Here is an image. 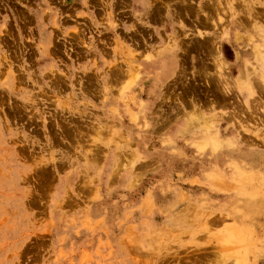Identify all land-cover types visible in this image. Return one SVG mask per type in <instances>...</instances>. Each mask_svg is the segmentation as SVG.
Here are the masks:
<instances>
[{
    "label": "rangeland",
    "instance_id": "rangeland-1",
    "mask_svg": "<svg viewBox=\"0 0 264 264\" xmlns=\"http://www.w3.org/2000/svg\"><path fill=\"white\" fill-rule=\"evenodd\" d=\"M155 1L0 0V264H264V88L214 149L187 126L206 48L144 64L174 30L212 36L194 14L215 0ZM242 1L219 23L232 77L264 52V0L252 22Z\"/></svg>",
    "mask_w": 264,
    "mask_h": 264
},
{
    "label": "bare ground",
    "instance_id": "bare-ground-1",
    "mask_svg": "<svg viewBox=\"0 0 264 264\" xmlns=\"http://www.w3.org/2000/svg\"><path fill=\"white\" fill-rule=\"evenodd\" d=\"M233 1L234 0H225V6H226L225 7V6L221 5L222 0H215L214 2L209 4V5H212V8L210 7V10H209L208 5H204V4L198 5L196 8L197 14H194V15H196L195 16L196 18L195 17L194 18H195L197 24L200 26L210 25V27L212 29V32H211L212 36H210V37L205 36L204 32H201L202 29L197 28L196 40L194 42H189V40H188L189 43H185L183 39H180L179 41H175V40H177V38L182 34H184V36H189L190 33H187V32L184 33L183 30L179 29V31H180V34H179L178 31L174 30L175 32L173 31V36H169V38H168L169 40L164 44L162 43L161 49L154 51L152 53L153 55H150L149 57L145 58V64H144L145 66H147L149 64L150 65H158V63H160V66L162 65V67H164L163 68V78H165V76L168 75L169 73H171V72L173 73L174 69L180 67L179 59H178V51H180L182 53H186L189 51H194V48H199L201 50V53L203 54L205 52V48H206L205 53L209 57L211 56V58H212L211 62H212L214 70L213 71H211V70L207 71L208 67L206 66V67H203L199 73L195 74V72L194 73L192 72L193 74H192L191 79L195 80L196 81L195 83L198 84L199 82L197 81V79L199 78L200 81H203V83L200 84V88L198 91H190L192 98L193 97L195 98V99L193 98V100H195V102L194 101H193V103L191 102V106H192L191 109L192 110H191V112H188V113H190L189 116H190L191 122H189V123L187 122V126L195 124L197 129L200 131L202 138H206L208 140V142H210L211 145H213L215 147L214 149H216L217 147H219V145H221L222 142H220L219 140L222 141L223 131L229 132L230 130H234V125H229V126L227 125V128H225L222 131L221 125L223 124V122H226V120H228V119H230V120H235V118L237 119V117L241 115L240 113H242L244 111V109L242 107L240 108V104L238 102H236L238 100V97H241L243 95H246L247 97L252 96L254 94L253 88L254 89L257 88L256 86H258V85H261L258 87V90L260 87L264 88V52H262V51L260 52V50H259L256 54L254 51V53L257 55V56H255L253 54L256 57V60H255L256 65L254 64V65H251L248 67L246 66V67H242V68L239 67L236 70L237 75L235 77H232V72L229 71L230 69H228V67H226V61L223 58L222 49L224 46V40H226L227 43H230V39L228 36V34H229L228 29L229 28H223V27H221L222 24H219V23L223 20L222 19L223 15H225L226 13H228L230 18H232V17L234 18V16L238 14L237 10L234 9ZM251 1L252 0H248L246 2L242 1V2H245V3H243L244 7H245V15H246L245 18L249 19L252 22L254 20V18L257 19V16L259 14H255V15L253 14L254 11H253L252 5L254 4L253 3L254 1H252L253 4L251 3ZM257 1H259V0H257ZM181 2L184 3L182 5L184 6V10L186 9V12L189 9L193 10V7L190 6L188 3H186L185 0H181ZM156 5L157 4H156L155 0H145L144 3L138 4V6L140 7V10H141V16L145 17L146 19H149L150 17H152V15L154 14V12L157 9ZM224 7L227 8V11L224 10ZM204 8H206V9H204ZM263 13H262V15H263ZM202 14L204 17H202ZM186 16H187V14H186ZM214 21L217 23H215ZM180 22L181 21H179V23ZM231 24H232V21L230 20L227 25L229 26ZM239 24L241 25L240 21H239ZM257 24L258 23H254V25H249V26H253V27L256 26L257 27ZM217 25L219 27H221L220 30H219V27H218V29L215 28ZM227 25H225V27ZM181 26H182V24H181ZM205 26H203V27H205ZM257 31L259 33H264L263 29L257 30ZM240 37H242V35L240 34L239 31H237L235 33V39L236 40L240 39ZM172 38H174V39H172ZM183 45H184V48H183ZM127 52H128V54L130 53L129 51H127ZM130 55H131V53H130ZM253 55L251 54L252 57H253ZM127 66H128V63H127ZM117 70H119L121 75L125 71H127L125 69L123 71L121 67H118ZM194 71H195V69H194ZM196 72H197V70H196ZM133 80L134 79L132 77V74L129 73V81L123 80V81H121L120 84L128 86L131 83V81H133ZM107 87H108V85L104 86L103 90L107 89ZM130 87H132V85H130L129 88ZM255 90H257V89H255ZM244 91H246V93ZM260 91L261 90H259V92ZM255 92H257V91H255ZM261 92L263 94L264 90H262ZM262 94H258V96L262 95ZM229 98H231L232 101L231 100L229 101L228 100ZM226 99L229 102H227ZM248 99L249 98H247L245 100L242 99V103L245 106V114L248 111L250 114L248 116L250 118L251 115L255 113V110L253 109V106L251 105L252 103L250 102V104H249ZM256 102H258V101H256ZM208 103H209V108L206 107V104H208ZM225 105H229L231 111L224 118V116H222V115L227 113L226 111H225V113L218 115L220 113L216 114L214 112V110L216 109V107L217 108L218 107H225ZM205 108H206V110H209L208 111L209 114L205 113L202 110ZM174 110H177V109H174ZM253 110H254V112H253ZM248 116L246 119H248ZM240 119H242L241 116H240ZM246 119L245 120L243 119V120L247 121ZM246 125L247 124H245V126ZM240 127H242V126H240ZM209 140H212V141H209ZM227 140H228V138H227ZM229 142L232 143V140H229ZM223 147H225V146H223Z\"/></svg>",
    "mask_w": 264,
    "mask_h": 264
}]
</instances>
